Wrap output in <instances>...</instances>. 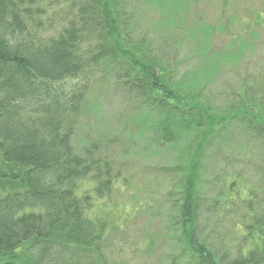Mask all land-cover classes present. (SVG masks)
I'll return each instance as SVG.
<instances>
[{
  "label": "trees",
  "instance_id": "obj_1",
  "mask_svg": "<svg viewBox=\"0 0 264 264\" xmlns=\"http://www.w3.org/2000/svg\"><path fill=\"white\" fill-rule=\"evenodd\" d=\"M146 4L158 17L138 29L134 0H0V264H114L106 222L93 211L108 205L116 162L139 140L157 157L178 152L162 178L175 188L165 198L182 264H264L262 203L240 200L246 235L238 246L218 237L220 248L204 228L227 199L210 203L202 188L204 161L228 134L240 129L264 144L262 98L205 106L200 89L222 62L196 53L191 78L177 58L180 0ZM113 99L123 121L111 126Z\"/></svg>",
  "mask_w": 264,
  "mask_h": 264
},
{
  "label": "rangeland",
  "instance_id": "obj_2",
  "mask_svg": "<svg viewBox=\"0 0 264 264\" xmlns=\"http://www.w3.org/2000/svg\"><path fill=\"white\" fill-rule=\"evenodd\" d=\"M180 3L186 13L178 11L185 24L182 35L176 37L181 44L177 58L190 69L191 78L199 67L196 53H201L202 62L211 58L222 62L215 80L200 89L206 98L205 106L208 102L224 108L235 101L230 108L240 109L238 104L250 103L253 95L262 98L255 104L264 105V0H180ZM134 6L138 29L156 22L158 13L146 0H134ZM188 34H195L196 39L188 41ZM213 62L202 64V72L209 71ZM202 80L206 83L203 74ZM119 110L117 100L113 99L106 110L111 126L123 121L118 118ZM253 111L259 115L257 107ZM216 115L213 117L218 118ZM88 128L93 135L102 131L95 122ZM235 131L236 134L231 132L225 137L224 146L209 153L202 172L207 200L213 203L216 195L227 199L213 219L216 223L212 225L209 218L204 228L212 243L220 248L223 246L215 242L218 237L230 235L231 244L238 246L246 235L241 229V199L256 198L264 206V144L254 140L256 137L245 138L240 129ZM245 139L253 143H246ZM139 141L116 162L120 177L115 181L116 190L108 205L101 202L93 211L109 230L104 243L106 258L114 264H182L181 248L173 240L178 228L169 225V204L165 198L175 188L170 177L162 178V170H171L169 164L177 162L178 152H161L157 157L156 147L147 149Z\"/></svg>",
  "mask_w": 264,
  "mask_h": 264
}]
</instances>
